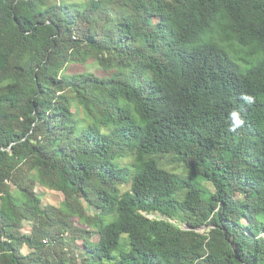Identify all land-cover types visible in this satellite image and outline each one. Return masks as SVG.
Here are the masks:
<instances>
[{"label":"trees","instance_id":"obj_1","mask_svg":"<svg viewBox=\"0 0 264 264\" xmlns=\"http://www.w3.org/2000/svg\"><path fill=\"white\" fill-rule=\"evenodd\" d=\"M0 264H264V0H0Z\"/></svg>","mask_w":264,"mask_h":264},{"label":"rangeland","instance_id":"obj_2","mask_svg":"<svg viewBox=\"0 0 264 264\" xmlns=\"http://www.w3.org/2000/svg\"><path fill=\"white\" fill-rule=\"evenodd\" d=\"M68 72L70 74H79V73H83V72H93V73L101 76L103 73V70L94 61H90L87 65L73 64L69 67ZM29 188L32 189V191L34 193H36L38 196L43 198L44 204H51L54 206H59L60 203L64 200L62 194L55 192V191H51L49 189H46V188L40 186L39 184L32 183L29 185ZM237 198L242 199V197H239L238 195H237ZM151 217L156 218L155 215L151 216ZM243 223H247V221L243 220ZM32 227H33L32 221L24 222L22 225L21 233L22 234L30 233ZM209 228L205 227V229H203L202 232H200V233H204L205 230L207 231ZM23 251L25 254L29 253V250L27 248H24Z\"/></svg>","mask_w":264,"mask_h":264},{"label":"clouds","instance_id":"obj_3","mask_svg":"<svg viewBox=\"0 0 264 264\" xmlns=\"http://www.w3.org/2000/svg\"><path fill=\"white\" fill-rule=\"evenodd\" d=\"M245 99H249L248 97H245ZM231 119H232V126L230 127L231 131H235L236 128L243 123V121L240 119L239 113L237 111H232L230 113Z\"/></svg>","mask_w":264,"mask_h":264},{"label":"water","instance_id":"obj_4","mask_svg":"<svg viewBox=\"0 0 264 264\" xmlns=\"http://www.w3.org/2000/svg\"><path fill=\"white\" fill-rule=\"evenodd\" d=\"M183 229L184 230H195L196 232H202V230L205 229V227L193 229V228L189 227L187 224H185Z\"/></svg>","mask_w":264,"mask_h":264}]
</instances>
